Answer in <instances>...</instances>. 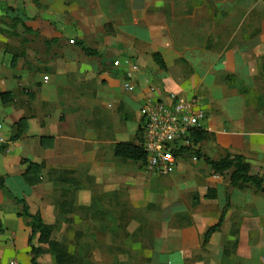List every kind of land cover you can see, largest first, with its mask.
<instances>
[{
    "label": "crops",
    "instance_id": "crops-1",
    "mask_svg": "<svg viewBox=\"0 0 264 264\" xmlns=\"http://www.w3.org/2000/svg\"><path fill=\"white\" fill-rule=\"evenodd\" d=\"M261 1L0 0V177L10 192L0 189V264H33L32 230L15 198L53 227L52 241L57 210L67 206L57 192L63 197L73 188L81 210L129 205L130 191L122 187L138 180L145 187L147 162L116 157V146L139 143L145 111L173 95L198 98L207 115L208 139L194 150L214 161L242 156L253 175L264 177V19L259 29L242 31L240 41L239 29L228 38L217 28L227 6L252 12L264 10ZM81 42L99 56H88ZM193 157L187 163L177 157L170 176L174 197L176 189L181 197L197 196L162 209L168 221L187 215V227L155 238L149 264H186L204 248L215 264H264V190L233 188ZM31 164L41 167L38 185L26 180ZM211 191L216 197L206 198ZM224 212L220 232L203 246ZM99 217L96 224H107ZM108 233L98 239L107 244ZM33 243L49 249L38 237ZM39 262L56 264L48 251Z\"/></svg>",
    "mask_w": 264,
    "mask_h": 264
},
{
    "label": "rangeland",
    "instance_id": "rangeland-1",
    "mask_svg": "<svg viewBox=\"0 0 264 264\" xmlns=\"http://www.w3.org/2000/svg\"><path fill=\"white\" fill-rule=\"evenodd\" d=\"M198 1L197 3H201L200 0ZM263 1L260 4L264 5ZM224 6H226L225 3ZM227 7L230 10L225 15V21L219 22L217 28L224 30L221 35L228 38L229 35L232 36L236 29H239L238 41H240L242 31L247 32L248 29H259L264 19L263 8L252 12L244 8H236V11L232 12L231 9L234 10V8L231 6ZM228 15L230 16L227 18ZM247 15L248 17L246 18ZM56 23V29H59V23ZM8 27L11 28L10 26ZM228 38H224L223 42L228 44ZM261 92L264 96V88H262ZM141 134L142 132L140 137ZM210 142L213 143V140ZM201 151L206 155L204 149ZM193 156L195 155H185L180 160L187 163L194 160ZM191 169L189 167L187 170ZM225 178V180H228L229 176L226 175ZM144 180L147 183L145 187L141 180L137 181V186L127 187L125 185L122 187L126 191H130L127 195L129 205L120 203H117V205L109 204L110 206L106 205L109 210H100L101 214L99 216L107 218V224L105 225L96 224V218H100L97 213L100 211L75 208L73 188L72 192H63V197L57 192L56 199L61 203H66L67 206L62 205V208L57 210L58 221L54 235L55 242L60 243L69 253L74 254L76 264L79 263L78 261L83 264H149L154 250L155 238H171L172 229L186 228L187 221H189L187 215L181 218L177 216L168 221L166 216L163 218L162 209L169 207V205L181 198L182 202L186 203V200H193V197L197 195L193 197L184 195V197H181L176 189L177 198L176 196L174 197L173 187L175 184L173 185V179L170 175L156 178L148 170L147 177ZM140 186L143 189H139ZM98 191H100V187H98ZM64 197L66 198L65 200H63ZM261 197H264V195L262 194ZM6 202L7 200L4 198L3 204ZM109 203L114 202L111 201ZM183 222L185 223L183 224ZM234 229L235 226H233V231ZM103 230L110 232L108 234L111 236V240L107 244L98 239V234ZM109 235L108 237L110 238ZM162 241L163 243L160 244H162L163 248L169 246L170 241ZM174 242L171 241V244ZM174 259L177 260L176 255H174ZM186 264H215V262L205 256L204 248L199 256L187 258Z\"/></svg>",
    "mask_w": 264,
    "mask_h": 264
},
{
    "label": "trees",
    "instance_id": "trees-1",
    "mask_svg": "<svg viewBox=\"0 0 264 264\" xmlns=\"http://www.w3.org/2000/svg\"><path fill=\"white\" fill-rule=\"evenodd\" d=\"M27 31V29H26ZM29 31V30H28ZM83 48L85 53L90 56H99L96 51L88 49L84 43H79ZM156 62L162 69H166L164 62L160 55H155ZM233 82V79L228 78V82ZM142 130V129H141ZM140 130V132H141ZM193 143L195 146L200 145L201 143L207 141L208 132L206 130H197L191 134ZM142 139H140L137 144H118L116 146V157L122 158L124 160L136 161V162H146L147 161V153L143 149ZM195 155L197 158H203L205 162L210 166L214 175L217 176H229L230 184L233 188L238 189H254L256 192H262L264 190V177L253 175L251 165L246 161V159L242 156H227L226 158L220 161H214L208 156L201 153V151H196L191 148H184L179 152H176V156H185V155ZM30 175H34L36 182H33L30 178ZM40 175H41V167L36 164H31L29 167V171L26 174V180L32 185L40 184ZM0 189L3 191H8V188L5 185V181L0 177ZM212 194L208 195L206 198L214 199L216 197L215 194L211 191ZM17 205L22 207V212L18 214L20 218H23L27 221V226L32 230V235L30 238V249H31V257L33 264H40L39 258L44 255L47 251L56 260V264H76L75 256L73 253H69V251L63 247L60 243L52 241L53 227L47 225L41 214L31 215L29 213V207L26 201H21L18 199H14ZM225 212L222 214L220 221L217 225L211 227L204 236L203 246H206L212 236L220 232L224 220H225ZM36 237L39 238L40 245H48L49 249L44 250L42 247H36L34 245V240ZM78 264H83L81 261H78ZM151 260L149 261V263Z\"/></svg>",
    "mask_w": 264,
    "mask_h": 264
},
{
    "label": "built area",
    "instance_id": "built-area-1",
    "mask_svg": "<svg viewBox=\"0 0 264 264\" xmlns=\"http://www.w3.org/2000/svg\"><path fill=\"white\" fill-rule=\"evenodd\" d=\"M116 65L119 66V62ZM206 119L198 98L185 100L173 95L169 103L158 102L146 110L141 145L148 156V170L159 176L170 175L177 165L176 152L195 148L191 134L203 130ZM2 128L0 121V130Z\"/></svg>",
    "mask_w": 264,
    "mask_h": 264
}]
</instances>
